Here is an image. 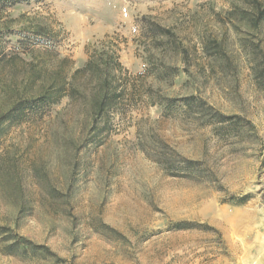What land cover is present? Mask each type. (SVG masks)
Here are the masks:
<instances>
[{
  "label": "rangeland",
  "instance_id": "1",
  "mask_svg": "<svg viewBox=\"0 0 264 264\" xmlns=\"http://www.w3.org/2000/svg\"><path fill=\"white\" fill-rule=\"evenodd\" d=\"M236 3L241 4L36 0L0 8V30L46 25L55 33L57 50L71 57L76 67L85 62L93 45L110 42L131 75L145 66L140 19L149 15L171 27L192 53L193 75L181 73L165 91L179 96L197 92L224 113L244 115L258 134L246 133L243 139L220 136L182 111L166 116L162 108L146 102L128 106L112 114V128L102 143L76 153L81 164L68 215L66 205L51 202L31 172L35 164L44 178L65 189L75 152L57 142H62L64 131L54 119L67 107L64 99L41 119L14 126L0 138V155L17 150L21 167L28 169L23 183L34 207L20 221L21 234L76 264H264V89L253 78L237 32L219 22ZM223 31L238 60L235 75L213 70L212 60L202 51L206 36ZM19 36L23 37L2 38L5 49L13 48ZM259 37L264 47V25ZM160 139L202 161L208 176L202 180L170 176L142 149L141 143L148 146ZM244 195L246 203L234 202ZM17 210L0 189V223L13 222ZM178 220L206 223L209 228L169 230ZM102 222L116 231H97ZM0 264L42 261L0 253Z\"/></svg>",
  "mask_w": 264,
  "mask_h": 264
},
{
  "label": "trees",
  "instance_id": "2",
  "mask_svg": "<svg viewBox=\"0 0 264 264\" xmlns=\"http://www.w3.org/2000/svg\"><path fill=\"white\" fill-rule=\"evenodd\" d=\"M36 0H0V8ZM227 10L219 22L232 27L239 35V48L245 52L256 84L264 89V47L259 37L264 25L262 0H239ZM140 41L144 44L145 66L142 72L131 75L122 64L116 47L110 42L92 46L88 58L76 67L74 60L56 48L55 33L41 23L14 30L5 26L0 30V138L14 126L37 121L52 107L68 99L64 112H57L64 135L62 142L68 151L75 152L65 189L53 185L42 169L35 164L31 172L37 175L38 186L43 187L51 202H61L71 215V194L78 182L81 160L76 153L91 145L102 143V136L112 128V114L138 102L162 108L164 115L182 111L199 125L212 126L220 136L245 138L246 133L258 136L255 125L242 114H227L197 92L169 95L164 88L174 85L176 77L193 75L190 63L192 53L182 38L171 28L160 24L149 15L140 19ZM19 36L13 48L7 50L2 38ZM226 32L208 35L202 41V51L212 60V69L232 75L238 72V60L229 48ZM67 134V136L65 135ZM58 140V138H57ZM141 143V142H140ZM142 144L148 157L157 162L170 176L202 180L203 162L188 158L163 139L151 145ZM17 150L7 149L0 155V189L17 207L13 222L0 223V253L42 264H76L60 256L49 245L37 242L19 232L20 221L33 209L32 199L23 183L27 172L21 167ZM47 173V172H46ZM248 196L234 198L244 204ZM69 206V208H68ZM207 229L208 224L189 220L172 222L169 230ZM102 229V230H101ZM116 231L105 223L104 230ZM103 233V232H102Z\"/></svg>",
  "mask_w": 264,
  "mask_h": 264
}]
</instances>
